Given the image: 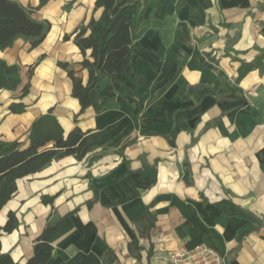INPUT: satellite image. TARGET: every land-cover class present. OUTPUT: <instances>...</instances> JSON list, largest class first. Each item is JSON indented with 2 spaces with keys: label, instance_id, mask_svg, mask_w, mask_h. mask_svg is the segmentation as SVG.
<instances>
[{
  "label": "crops",
  "instance_id": "1",
  "mask_svg": "<svg viewBox=\"0 0 264 264\" xmlns=\"http://www.w3.org/2000/svg\"><path fill=\"white\" fill-rule=\"evenodd\" d=\"M95 1L18 0L52 26L35 48L19 37L0 49L22 78L0 88V139L27 146L32 123L53 108L66 135L79 127L96 140L18 180L7 206L20 225L2 233V251L25 264L48 220L64 218L49 264H106L107 250L114 264H171L169 251L198 244L224 264H264V74L246 64L264 48V0H150L131 62L142 82L104 78L81 113L58 62L88 80L74 36H64L102 17ZM13 102L26 111L12 113ZM135 185L139 195L120 202ZM149 205L156 225L143 235L136 219Z\"/></svg>",
  "mask_w": 264,
  "mask_h": 264
},
{
  "label": "trees",
  "instance_id": "2",
  "mask_svg": "<svg viewBox=\"0 0 264 264\" xmlns=\"http://www.w3.org/2000/svg\"><path fill=\"white\" fill-rule=\"evenodd\" d=\"M49 0H40L37 9L44 6ZM150 0H96L95 9L103 8L102 17L96 20L92 17L87 24L81 25L72 34H66L65 40L74 36L75 44L83 55L81 65L88 71V80L77 76L73 65L68 61H59L58 65L67 71L72 80V96L78 99L81 110L97 104V95L100 82L106 77L125 73L137 83L142 82L132 68V58L136 42L144 30V12ZM188 0H178L176 8H180ZM132 11L131 14L128 12ZM51 23L47 20L38 21L31 17L18 0H0V49L11 46L14 41L23 37L31 43V47L39 46L51 30ZM228 53V52H227ZM212 60H216L212 57ZM250 71L259 70L264 74V48L250 62L246 63ZM30 68L29 74L32 75ZM22 82L20 67L17 64L9 65L0 58V88L14 90ZM30 85L23 88L20 99L29 93ZM27 105L23 102H13L10 105L12 113H23ZM29 143L18 140L7 141L0 139V212L5 205L16 195L18 180L35 174L53 160L69 155L80 156L91 142L96 140L89 131L79 127L72 129L67 135L53 114V108L38 117L31 125L28 136ZM93 157L89 164L98 160ZM144 185H135L128 190L127 197L120 202L128 201L139 195L138 188ZM54 196H44L45 204L53 203ZM92 203H89L91 205ZM141 225V234L148 235L156 225V214L152 212V205L146 206L136 219ZM64 223V218L48 220L42 233L36 238L34 254L25 264H49L54 255L52 240ZM20 225L14 211L8 213L7 221L0 224V264H21L16 262L9 252L2 251L1 235L3 232L12 233ZM134 247V245H133ZM136 249H141L135 246ZM131 249L133 250L131 245ZM116 256L107 250L105 263L114 264Z\"/></svg>",
  "mask_w": 264,
  "mask_h": 264
},
{
  "label": "built area",
  "instance_id": "3",
  "mask_svg": "<svg viewBox=\"0 0 264 264\" xmlns=\"http://www.w3.org/2000/svg\"><path fill=\"white\" fill-rule=\"evenodd\" d=\"M168 260L171 264H224L223 256L206 244H198L191 248L180 246L169 251Z\"/></svg>",
  "mask_w": 264,
  "mask_h": 264
},
{
  "label": "rangeland",
  "instance_id": "4",
  "mask_svg": "<svg viewBox=\"0 0 264 264\" xmlns=\"http://www.w3.org/2000/svg\"><path fill=\"white\" fill-rule=\"evenodd\" d=\"M7 204L5 205V207L0 212V220H3V219H5V217H8V213L10 212V210H8Z\"/></svg>",
  "mask_w": 264,
  "mask_h": 264
}]
</instances>
